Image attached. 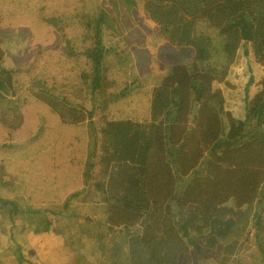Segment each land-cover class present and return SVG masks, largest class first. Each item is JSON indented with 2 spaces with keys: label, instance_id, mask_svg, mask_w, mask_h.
<instances>
[{
  "label": "trees",
  "instance_id": "obj_1",
  "mask_svg": "<svg viewBox=\"0 0 264 264\" xmlns=\"http://www.w3.org/2000/svg\"><path fill=\"white\" fill-rule=\"evenodd\" d=\"M136 6L157 26L158 41L191 49L192 61L160 63L157 74L125 72L127 49L106 47L103 35L125 40L124 10ZM0 19L29 29L39 44L58 31L76 52L35 54L26 75L45 82L31 88L42 114L29 121L40 134L20 142L19 157L33 161L28 168L37 179L51 180L52 198L64 188L65 211L70 201L105 205L106 218H86L80 231L92 253H103L104 264H194L202 249L216 264H230L250 225L261 224L264 71L251 97L254 77L246 67L237 103L215 84L228 86L230 66L248 55L264 66V0H0ZM209 37L224 62L217 74L200 66L211 57ZM3 57L0 49V110L13 104L8 97L21 74L4 67ZM88 80L101 98L89 116L77 101ZM7 117L0 112V129ZM82 122L95 127L88 131ZM4 202L15 212L14 202ZM38 221L33 233L61 235L52 221ZM72 257L82 261L79 251ZM15 259L23 262L19 253Z\"/></svg>",
  "mask_w": 264,
  "mask_h": 264
},
{
  "label": "rangeland",
  "instance_id": "obj_2",
  "mask_svg": "<svg viewBox=\"0 0 264 264\" xmlns=\"http://www.w3.org/2000/svg\"><path fill=\"white\" fill-rule=\"evenodd\" d=\"M124 12L121 31L126 39L112 38L104 34L103 41L108 48L127 49L128 58H126L124 71L129 75L143 76L149 72L157 74L160 63L175 64L192 61L191 49L158 41V28L147 18L141 6H136L129 13L125 10ZM48 36L51 37L49 43L39 44L33 40L29 29L10 26L0 19V49L4 52L2 65L11 71L19 70L21 73L17 80L16 95L8 97V101H12L13 104H2L0 110L8 115L5 120L6 126L3 125L7 129H0V264H17L15 255L18 253L22 256L21 264H104L105 255L103 253L94 255L92 253L94 249L88 248V239L81 241V234L80 237L77 234L78 229L81 231L88 227L82 216L84 212L88 214V206L70 201L68 204L70 209L66 211L67 213L62 211L61 207L68 200L69 194H65L63 188L57 192L56 197L52 198L55 190L51 189V186H54L51 180L42 177L37 179L28 168L29 163L33 161L27 158L24 161L21 160V152L24 148L19 147L24 144L20 142H25L27 137L40 134L39 125L29 121L31 114L36 113L37 116L39 113L36 112L37 109L33 103V99L34 101L36 99L33 97L31 88L45 84V82L41 75H33V72L29 76L26 75L27 70L32 69L35 54L39 49L48 48L55 53L67 56L76 53L74 49L63 44L58 31H51ZM208 41L211 46L209 49L211 57L200 61V66L202 69L217 74L224 67V62L218 56L219 46L215 39L209 37ZM39 66L45 74L48 73L44 66ZM81 96L84 98L83 101H77L86 106L87 116H89L94 105L101 101L99 94L91 93L90 80L83 83ZM22 121L23 124H20ZM25 121H27L26 127H24ZM86 123L88 122H82L79 125L85 128ZM94 127L95 124L91 126L87 124L88 131ZM61 186L65 187V184L62 183ZM3 201L14 202L15 212H11V205ZM259 209L260 227L255 228L252 224L250 225V235L247 241L242 243L239 252L231 258L230 264H264V201ZM51 212H55V216ZM59 212L63 214H57ZM71 213H75V219L70 220L65 216H70ZM43 217L52 221V229L56 228L60 231L61 236L53 232L33 233L38 228V220ZM93 221L98 222L99 220ZM98 226L94 228L97 230ZM67 234L72 235V248L67 246ZM106 245L111 246H108V243ZM83 246H86L88 250L83 249ZM73 250L81 253L82 261L76 262L72 257ZM194 264L216 263L211 252L200 249L196 252Z\"/></svg>",
  "mask_w": 264,
  "mask_h": 264
},
{
  "label": "crops",
  "instance_id": "obj_3",
  "mask_svg": "<svg viewBox=\"0 0 264 264\" xmlns=\"http://www.w3.org/2000/svg\"><path fill=\"white\" fill-rule=\"evenodd\" d=\"M241 57H243V56L241 55ZM239 58L240 57H238V59ZM239 60H240L239 64H236V65L234 64L235 66L231 65L229 68L227 78L225 79L228 83V86L224 85L223 83H216L215 84L216 88L220 89L223 92V94H225L226 99L234 101L236 103L238 101L235 100L234 95L236 94V91H240L243 89V86L249 80V73H251V75L254 77V80H253L251 86L249 87V96L252 97L258 89V82L260 79L259 76L264 71V66L257 64L255 62L254 58L252 57V55H248L247 57H244L242 59L240 58ZM246 67L249 69V73L247 72V74L244 73L246 71ZM245 76H248V77H245ZM240 86H242V87H240ZM231 107H233V106H231ZM66 202H67V200L65 201V203ZM65 203L61 207L62 211H65ZM83 205L88 206L87 207V209H88L87 213L88 214L86 215V213L84 212L82 215L84 220L86 218H89L91 220H102V219L106 218V207L104 204H83ZM51 214L53 216H55V212H51ZM57 214L62 215L63 212H61V213L59 212ZM71 214H72L71 216H69V215H65V216L70 220L75 219L76 218L75 213H71ZM77 234H79V237H80V229L77 230ZM77 234H76V237H78ZM66 236H67L66 237L67 241L71 242V240H72L71 236L72 235L67 234Z\"/></svg>",
  "mask_w": 264,
  "mask_h": 264
}]
</instances>
